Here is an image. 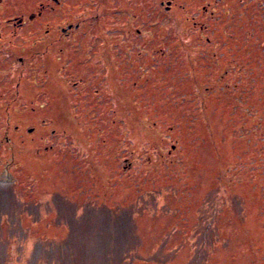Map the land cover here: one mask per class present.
I'll return each instance as SVG.
<instances>
[{
    "label": "rangeland",
    "instance_id": "374dc122",
    "mask_svg": "<svg viewBox=\"0 0 264 264\" xmlns=\"http://www.w3.org/2000/svg\"><path fill=\"white\" fill-rule=\"evenodd\" d=\"M10 1L0 264H264V0Z\"/></svg>",
    "mask_w": 264,
    "mask_h": 264
},
{
    "label": "flooded vegetation",
    "instance_id": "af4514ba",
    "mask_svg": "<svg viewBox=\"0 0 264 264\" xmlns=\"http://www.w3.org/2000/svg\"><path fill=\"white\" fill-rule=\"evenodd\" d=\"M27 2L30 9L26 12H30V14L26 16V19L24 17H20L19 20H21V22L17 24H15L13 20L11 22V26H13L11 35L13 34V37L15 36V30H25L27 26H29V28H32L33 32H36V28L38 26H41L40 23H42L43 25L41 28L43 29V31L41 33V36L44 37V42L36 46L45 47L50 44L59 49V51H62V48L65 45L66 47H69V44L73 37L76 35L77 31L83 30L89 33V26H82L83 24H76L74 27L70 26L69 24L66 26V28L60 27L59 30L54 29L50 26V17L55 12H71V10L79 12V0H27ZM10 3L16 4V2H14L13 0H11ZM8 7H10L9 0H0V12L8 10ZM25 58H30L27 64H34L35 59L31 55L25 56Z\"/></svg>",
    "mask_w": 264,
    "mask_h": 264
}]
</instances>
